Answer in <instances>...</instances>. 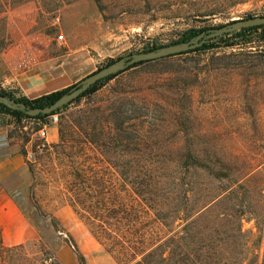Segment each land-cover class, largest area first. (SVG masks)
I'll return each instance as SVG.
<instances>
[{"label":"rangeland","instance_id":"1","mask_svg":"<svg viewBox=\"0 0 264 264\" xmlns=\"http://www.w3.org/2000/svg\"><path fill=\"white\" fill-rule=\"evenodd\" d=\"M263 16L264 0H0V92L27 99L20 78L78 61L75 86L187 32ZM237 34L140 65L42 121L0 111V193L42 239L27 253L0 223V264H80L68 239L86 264L92 229L128 232V264H264V45ZM121 209L139 224H118Z\"/></svg>","mask_w":264,"mask_h":264},{"label":"water","instance_id":"2","mask_svg":"<svg viewBox=\"0 0 264 264\" xmlns=\"http://www.w3.org/2000/svg\"><path fill=\"white\" fill-rule=\"evenodd\" d=\"M262 26H264V16L235 21L220 28L204 31L188 42L168 45L152 51L132 54L130 56L118 59L107 65L105 68L85 78L83 81L75 85L67 94L63 95L59 100L48 107L33 108L26 105L25 103L18 102L3 95H0V105L8 108L11 111L23 113L27 117L31 118L51 116L52 114L68 106L73 101L77 100L101 81L121 72H125L138 64L162 60L195 51L202 48L211 40L235 35L244 29Z\"/></svg>","mask_w":264,"mask_h":264},{"label":"crops","instance_id":"3","mask_svg":"<svg viewBox=\"0 0 264 264\" xmlns=\"http://www.w3.org/2000/svg\"><path fill=\"white\" fill-rule=\"evenodd\" d=\"M78 62V61H77ZM77 62L65 63L58 68V72L52 77L47 75L25 76L18 80L17 87L21 94L29 99L36 100L56 92L65 90L75 84L81 78V69ZM10 165V164H6ZM2 167H7L2 165ZM73 214L77 217L75 210ZM0 223L4 230V241L8 245H23L25 251L29 253V247L32 243L40 244L41 237L36 233L33 225L29 223L22 211L17 207L14 201L6 194L0 193ZM86 264H115L110 255L103 252L102 246L98 243L96 255L86 257ZM65 262V261H63Z\"/></svg>","mask_w":264,"mask_h":264},{"label":"trees","instance_id":"4","mask_svg":"<svg viewBox=\"0 0 264 264\" xmlns=\"http://www.w3.org/2000/svg\"><path fill=\"white\" fill-rule=\"evenodd\" d=\"M202 32H204V31H190V32H187L184 35V37H183V39L181 41H179L177 43H174V44L188 42V41L192 40L193 38L197 37ZM252 36H257L258 40L264 45V26L241 30L234 37V39H237V38L238 39H243V43L247 44V43H250V40H251ZM174 44H172V45H174ZM207 49H209V46L204 45L200 49H197L195 51H191V52H188V53H184V54L195 53V52H199V51L207 50ZM152 50H155V49H152ZM152 50H150V51H152ZM181 55H183V54H181ZM173 57H175V56H173ZM112 62H114V61L113 60L110 61V63H112ZM148 63H150V62H148ZM143 64H145V63L138 64V65L134 66L133 68H131L129 70L135 69L138 66L143 65ZM129 70H127V71H129ZM127 71H125V72H127ZM125 72H121V73L116 74V75H114V76H112V77H110V78H108L106 80L101 81L97 85L93 86L84 95L79 97L77 100H75L72 103H70L68 106L80 102L86 96H90V95L95 94L103 86H105L106 84H108L109 82L114 80L116 77H118L119 75H122ZM73 87L74 86L69 87V88H67L65 90H62L60 92H56V93H53V94H50V95H47V96H43V97H41L39 99H36V100H33V101H29L27 99H17L16 101L21 102V103H25L26 105H28L30 107H33V108H44V107L51 106L53 103H55L57 100H59L63 95L67 94ZM0 95L7 96V97H10V98L14 99V97L12 95H10L9 93L0 92ZM68 106L64 107L63 109L67 108ZM61 110H59V111H61ZM0 111L3 112V113L9 114V115H11L14 118H17L19 120L26 118V119H31V120H35V121H42V120H45L47 117H49V116L36 117V118L27 117L23 113L11 111V110H9L8 108H6V107H4L2 105H0ZM139 196L141 197L140 194H139ZM82 204L85 205L84 203H82ZM83 205H81V206H83ZM83 207H84L83 210L86 213L91 214V216H92V211H93L92 206L86 205V206H83ZM115 215H116L115 216L116 222L118 224L125 225L126 228H131V227H134L137 224H139V222H138L140 220L139 218L135 217L134 215L130 214L127 211H124L123 209L119 210V212L117 211L115 213ZM112 218H114V217H112ZM97 219L98 218L95 217V220H97ZM92 233L95 236V238L97 239V241L107 249V251L115 258V260H117V262L119 264H128L129 263L128 262L129 260H127V258H125V257L122 258V252L119 251V248L121 246H123V245H128V249H130V250L134 249V248L131 247V242L132 241L129 238L130 234L128 232H127V234L129 236L125 235L124 237L119 235V230H114V231H111V230H99V231H96L95 229H92ZM67 243L74 249L75 254L77 255V257L79 259L80 264H84L85 263V259L80 254V252L78 251L76 246L73 244V241L71 239H68ZM139 244L141 246L146 245V240L144 238L140 239ZM132 258H133V255H132ZM136 258L137 257H136V254H135L133 260H135Z\"/></svg>","mask_w":264,"mask_h":264},{"label":"built area","instance_id":"5","mask_svg":"<svg viewBox=\"0 0 264 264\" xmlns=\"http://www.w3.org/2000/svg\"><path fill=\"white\" fill-rule=\"evenodd\" d=\"M59 22V20H57ZM59 40H63V36H60ZM53 121L56 122L57 118L55 116L52 117ZM39 136L41 139H47L49 136L48 133V127L45 125L40 131H39ZM33 155H30V158H32Z\"/></svg>","mask_w":264,"mask_h":264}]
</instances>
